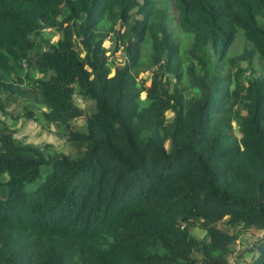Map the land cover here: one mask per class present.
<instances>
[{
    "label": "trees",
    "instance_id": "16d2710c",
    "mask_svg": "<svg viewBox=\"0 0 264 264\" xmlns=\"http://www.w3.org/2000/svg\"><path fill=\"white\" fill-rule=\"evenodd\" d=\"M170 2L183 50L156 0H0V92L44 107L67 146L0 122V264H240L248 233L244 264H264V0Z\"/></svg>",
    "mask_w": 264,
    "mask_h": 264
},
{
    "label": "rangeland",
    "instance_id": "374dc122",
    "mask_svg": "<svg viewBox=\"0 0 264 264\" xmlns=\"http://www.w3.org/2000/svg\"><path fill=\"white\" fill-rule=\"evenodd\" d=\"M156 5L159 8H163L166 10L168 26L170 27L173 37L177 39L180 48L183 50L185 48V40L183 39L182 34L180 33V31L176 26V12L173 9L170 0H156ZM57 36L58 33H54L48 30H43L39 33V35L35 39L36 45L37 46L39 45V49H48L49 45L56 40ZM242 46H243L242 40L240 36L237 35V37L234 39L233 43L229 47V52L230 53L239 52L241 51ZM104 47L106 49L105 55L108 58L107 59L108 66L111 67L113 64L114 66L115 65L122 66L124 63L123 62L124 54L121 53V51H117L111 54L112 43L110 42V40L105 41ZM30 56L32 58L36 57L34 51L30 53ZM206 58L208 62H211L215 58V55L211 48L207 49ZM251 67L253 68V72L251 74L248 68H246L243 73L245 75L250 74L252 76H259V77H262L264 75L263 74L264 71L262 69L261 63L259 62V60L255 55H253ZM110 69H112V67ZM29 71L34 76H38L37 74H35V71L33 70L32 66L30 67ZM150 75H151L150 70L139 72L138 75L136 76L137 84L142 83L144 85H148ZM139 96L141 99H143L145 93L141 91ZM0 103L3 106L0 109V122L2 123V125L8 127V129L12 131L13 137H15L18 141L22 143L31 144L37 147L38 149H41V147H43L42 150H44V147L48 148L49 146L50 150L56 149L57 147L59 150L67 151V146L65 145V142L63 140V134L61 132L62 129L54 125H48L44 123L43 120L41 119L39 115V111L44 109V107L28 104L19 97H9L8 99H5V96L1 92H0ZM74 103L77 106L81 107L85 112L90 113L94 109L93 102L88 98L75 95ZM28 109L32 114L30 117L26 116L25 115L26 113H23V111ZM2 110H4V114L2 113ZM170 115H171L170 112L166 113V117L169 119H170ZM74 123L76 124L77 128L79 129L84 128L85 116L82 115L76 118ZM232 125H233V129L236 132L237 127L235 123L233 122ZM4 179L5 176L0 175V181ZM218 226L226 231H230V232L232 231L222 222L218 223ZM192 233L194 234V236L198 238L202 236L203 232L199 228H194L192 230ZM252 238L253 235L248 233L245 234L243 238L241 237L236 240L234 251L230 255L231 263L233 262V258L239 259L240 264H244L245 261L249 260L250 254H248V250L247 247H245V245L248 242H250Z\"/></svg>",
    "mask_w": 264,
    "mask_h": 264
},
{
    "label": "built area",
    "instance_id": "2783aa9c",
    "mask_svg": "<svg viewBox=\"0 0 264 264\" xmlns=\"http://www.w3.org/2000/svg\"><path fill=\"white\" fill-rule=\"evenodd\" d=\"M24 65V64H23Z\"/></svg>",
    "mask_w": 264,
    "mask_h": 264
}]
</instances>
